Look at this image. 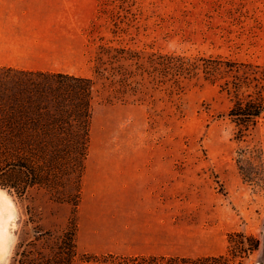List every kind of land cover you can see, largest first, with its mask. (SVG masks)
I'll return each instance as SVG.
<instances>
[{"label":"rangeland","instance_id":"1","mask_svg":"<svg viewBox=\"0 0 264 264\" xmlns=\"http://www.w3.org/2000/svg\"><path fill=\"white\" fill-rule=\"evenodd\" d=\"M43 2L0 0V63L51 52L92 117L86 149L0 153V264H264V107L239 115L264 101V0Z\"/></svg>","mask_w":264,"mask_h":264},{"label":"trees","instance_id":"2","mask_svg":"<svg viewBox=\"0 0 264 264\" xmlns=\"http://www.w3.org/2000/svg\"><path fill=\"white\" fill-rule=\"evenodd\" d=\"M93 97L90 78L0 66V153L51 150L59 139L70 148L86 149ZM260 101L239 102V115L258 116L264 107ZM28 264H60V259H29Z\"/></svg>","mask_w":264,"mask_h":264},{"label":"crops","instance_id":"3","mask_svg":"<svg viewBox=\"0 0 264 264\" xmlns=\"http://www.w3.org/2000/svg\"><path fill=\"white\" fill-rule=\"evenodd\" d=\"M43 3H45V0H44V2ZM34 6H36V5H34ZM33 6V7H34ZM36 14V16H34ZM40 14H45V10H44V7H43V5H42V8L39 10V9H37L36 7L35 8H33V10H32V17H39L40 18V20H42V23H39V24H44V21H43V17H41V15ZM33 23H35V21L33 20L32 21ZM35 24H38V22L37 23H35ZM31 38V37H30ZM40 40V38L37 40H34V44H35V42H37V41H39ZM43 41L45 40V38L44 39H42ZM41 40V44H40V47L41 48H45L46 47V44H45V42H43ZM29 45L31 46L30 47V49L31 48H33V42H32V38L30 39V43H29ZM42 45H43V47H42ZM48 50H49V45H48ZM44 52V53H43ZM39 61H40V64H42V65H44V66H42V68H38V69H36V68H33V67H29V64L27 63V64H21V63H19V64H13V63H8L10 66H12V67H16V68H19V69H23V70H32V71H52L51 70V67H52V62H51V59H52V54H51V52H49L48 51V53H47V56H46V54H45V51H43V49H42V51H39ZM43 56V57H42ZM47 59H46V58ZM45 61L47 62V63H45ZM8 64H6V63H4V62H2V63H0V65H8ZM47 69H46V68ZM147 243H148V241H147ZM154 248V247H153ZM142 254H150L149 253V251H148V247H146V248H144L143 250H142V252H141Z\"/></svg>","mask_w":264,"mask_h":264},{"label":"bare ground","instance_id":"4","mask_svg":"<svg viewBox=\"0 0 264 264\" xmlns=\"http://www.w3.org/2000/svg\"><path fill=\"white\" fill-rule=\"evenodd\" d=\"M4 211H5V207H4V205L0 202V225H1V221H2V218H3V213H4ZM6 213V212H5ZM10 216V215H9ZM3 224V223H2ZM4 227V226H3ZM4 229V228H3ZM1 230V229H0ZM6 230V229H5ZM4 231V230H3ZM2 232V231H1ZM4 233V232H3ZM4 235H5V233H4ZM1 237H3V236H1L0 235V238ZM5 237V236H4ZM6 238V237H5ZM4 238V239H5ZM7 239V238H6ZM6 239H5V242H6ZM1 240V239H0ZM3 240V239H2ZM1 240V241H2ZM4 242V241H3ZM1 244V243H0ZM3 246V245H2ZM4 247H6V246H4ZM3 247V248H4ZM1 249V248H0ZM5 249V248H4ZM1 251H2V249H1ZM3 252V251H2Z\"/></svg>","mask_w":264,"mask_h":264}]
</instances>
